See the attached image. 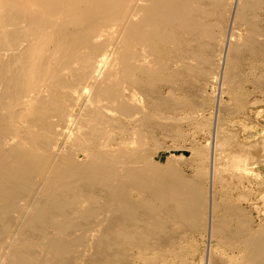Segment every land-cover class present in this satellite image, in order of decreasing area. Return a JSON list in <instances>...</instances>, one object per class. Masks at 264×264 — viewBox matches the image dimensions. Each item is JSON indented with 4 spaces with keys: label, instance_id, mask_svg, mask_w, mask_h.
Wrapping results in <instances>:
<instances>
[{
    "label": "bare ground",
    "instance_id": "1",
    "mask_svg": "<svg viewBox=\"0 0 264 264\" xmlns=\"http://www.w3.org/2000/svg\"><path fill=\"white\" fill-rule=\"evenodd\" d=\"M242 53L264 54V0H0V264H122L169 223L237 239L206 264H264V226L151 161L138 96Z\"/></svg>",
    "mask_w": 264,
    "mask_h": 264
},
{
    "label": "rangeland",
    "instance_id": "2",
    "mask_svg": "<svg viewBox=\"0 0 264 264\" xmlns=\"http://www.w3.org/2000/svg\"><path fill=\"white\" fill-rule=\"evenodd\" d=\"M245 54L239 55L231 79L221 75V59L216 63L220 75L213 82L197 75L182 74L174 81L162 76L152 84V92L138 96L151 115L147 122L151 161L163 164L173 155L183 177L197 176L199 181H193L205 192L211 189L213 202L219 205L217 215L224 214L225 206L235 209L226 222L229 228L249 224L257 230L264 226V54ZM206 230L169 223L146 247L130 249L118 260L206 264L208 250L215 262L240 255L235 237L209 235Z\"/></svg>",
    "mask_w": 264,
    "mask_h": 264
}]
</instances>
